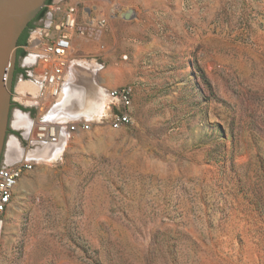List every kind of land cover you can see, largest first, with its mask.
Listing matches in <instances>:
<instances>
[{
  "label": "rangeland",
  "instance_id": "1",
  "mask_svg": "<svg viewBox=\"0 0 264 264\" xmlns=\"http://www.w3.org/2000/svg\"><path fill=\"white\" fill-rule=\"evenodd\" d=\"M60 4L88 69L60 110L84 115L71 102L93 91L98 116L100 88L130 86L133 122L75 135L18 180L0 264H264V0ZM14 105L1 165L41 152L34 110Z\"/></svg>",
  "mask_w": 264,
  "mask_h": 264
},
{
  "label": "built area",
  "instance_id": "2",
  "mask_svg": "<svg viewBox=\"0 0 264 264\" xmlns=\"http://www.w3.org/2000/svg\"><path fill=\"white\" fill-rule=\"evenodd\" d=\"M58 1L44 6L42 17L30 29L21 48L27 65L21 67L23 73L11 94L14 104H23L29 110H34L28 130L30 143L37 146L38 152L51 149L55 160L79 133L89 132L94 126L104 124L116 131L133 122V89L130 86L100 88L101 112L98 116L81 117L57 112L66 93L76 85L78 73H82L83 69L88 70L81 60L72 55L74 37L78 33L77 8L70 4L61 9L63 4H60L61 0ZM91 25L94 31H100L104 28L105 20L94 18ZM43 153L0 164V215L6 211L18 180L43 163Z\"/></svg>",
  "mask_w": 264,
  "mask_h": 264
},
{
  "label": "water",
  "instance_id": "3",
  "mask_svg": "<svg viewBox=\"0 0 264 264\" xmlns=\"http://www.w3.org/2000/svg\"><path fill=\"white\" fill-rule=\"evenodd\" d=\"M46 0H0V157L8 131L17 43Z\"/></svg>",
  "mask_w": 264,
  "mask_h": 264
},
{
  "label": "bare ground",
  "instance_id": "4",
  "mask_svg": "<svg viewBox=\"0 0 264 264\" xmlns=\"http://www.w3.org/2000/svg\"><path fill=\"white\" fill-rule=\"evenodd\" d=\"M88 89H90L89 87H87ZM93 90V89H92ZM86 92V91H85ZM92 92L93 91H91V92H87V93H83L82 95V102H81V100H78V102H76V101H72L71 102V104H74L75 103V105L76 106H74V108L75 109H77L75 112H79V111H81V110H84V115H79V116H82V117H86V116H91L90 114H89V110H90V105L91 104H93L95 101H94V97H91V94H92ZM67 94V93H66ZM88 96V97H87ZM65 97H67L66 95H65ZM87 98V99H86ZM96 98V97H95ZM64 99H66V98H64ZM85 99H86V101H85ZM97 99V98H96ZM97 101V100H96ZM63 102H64V100H63ZM63 102H62V104H61V106L57 109V112L59 113H65V115L66 114H69V115H71L72 113H69V112H64V111H61L60 109L62 108V105H63ZM79 103V104H78ZM70 104V105H71ZM77 104H78V106H77ZM90 104V105H89ZM69 105V106H70ZM87 105V106H86ZM86 106V107H85ZM84 108V109H83ZM41 153H43V152H40L39 154H38V156L41 154ZM41 158L43 159V161H46V160H48L49 162H52V161H54V159L56 158L55 156H52V154H51V149L50 150H48V151H44V153L41 155ZM42 161V162H43ZM47 162V161H46ZM48 163V162H47ZM17 185V184H16Z\"/></svg>",
  "mask_w": 264,
  "mask_h": 264
},
{
  "label": "trees",
  "instance_id": "5",
  "mask_svg": "<svg viewBox=\"0 0 264 264\" xmlns=\"http://www.w3.org/2000/svg\"><path fill=\"white\" fill-rule=\"evenodd\" d=\"M50 1H51V0H46V2H45V6L48 5V4L50 3ZM43 13H44V8L41 9V11H40V12L36 15V17L34 18V20L31 21V22L29 23V25L26 27V29L23 31L22 35L20 36V38H19V40H18L17 47H19V46H20V47H23V46L25 45V43H26V39H27V36H28V33H29L30 29H32V27H33V23H34L35 21L39 20V19L42 17ZM23 56H24V52L22 51V49L17 50V52H16V57H17V59H19V58H21V57H23ZM22 73H23V72H22L21 69L15 67L14 77H16L17 75L22 74ZM13 85H14V84H13ZM14 106H15V107H18L19 110H21V111H24V110H25L23 107H21V106H19V105H14Z\"/></svg>",
  "mask_w": 264,
  "mask_h": 264
},
{
  "label": "crops",
  "instance_id": "6",
  "mask_svg": "<svg viewBox=\"0 0 264 264\" xmlns=\"http://www.w3.org/2000/svg\"><path fill=\"white\" fill-rule=\"evenodd\" d=\"M91 97H94V98H95V95H92V94H91ZM89 105H90V104H89ZM86 106H87V105H86ZM86 106H85V107H86ZM73 108H74V107H73ZM73 108H72V109H73ZM74 109H75V108H74Z\"/></svg>",
  "mask_w": 264,
  "mask_h": 264
},
{
  "label": "flooded vegetation",
  "instance_id": "7",
  "mask_svg": "<svg viewBox=\"0 0 264 264\" xmlns=\"http://www.w3.org/2000/svg\"><path fill=\"white\" fill-rule=\"evenodd\" d=\"M21 48H22V47L19 46V47L17 48V50H20ZM16 59H17V57H16Z\"/></svg>",
  "mask_w": 264,
  "mask_h": 264
}]
</instances>
